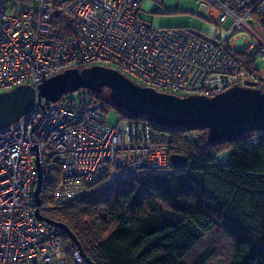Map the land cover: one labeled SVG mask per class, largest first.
I'll return each mask as SVG.
<instances>
[{
    "label": "built area",
    "instance_id": "obj_1",
    "mask_svg": "<svg viewBox=\"0 0 264 264\" xmlns=\"http://www.w3.org/2000/svg\"><path fill=\"white\" fill-rule=\"evenodd\" d=\"M162 1L0 0V92L92 64L175 95L212 96L235 84L264 88V66L256 65L264 62V0H201L202 15L215 24L208 34L151 26L142 16ZM241 29L251 38L236 47L233 33ZM93 93L78 88L55 101L35 99L0 128V264H86L62 223L34 210L46 217L51 205L85 194L94 183L169 169V135L145 120L126 121L124 128L108 124ZM54 165L53 203L37 206L38 170L41 193Z\"/></svg>",
    "mask_w": 264,
    "mask_h": 264
},
{
    "label": "trees",
    "instance_id": "obj_2",
    "mask_svg": "<svg viewBox=\"0 0 264 264\" xmlns=\"http://www.w3.org/2000/svg\"><path fill=\"white\" fill-rule=\"evenodd\" d=\"M259 19L264 22V13ZM103 90L93 101L105 113L114 105ZM117 109L120 119L148 121ZM148 122L169 135L168 155L185 156L182 168L168 159L165 171L140 169L102 180L51 205L46 217L66 225L94 264H264V132L254 131L262 133L256 141L245 138L248 132L211 144L203 129L165 130ZM221 149L228 150L223 162L216 158ZM58 175L54 165L42 185V203H53ZM220 231L231 244L228 262L210 241L191 254L206 235Z\"/></svg>",
    "mask_w": 264,
    "mask_h": 264
},
{
    "label": "water",
    "instance_id": "obj_3",
    "mask_svg": "<svg viewBox=\"0 0 264 264\" xmlns=\"http://www.w3.org/2000/svg\"><path fill=\"white\" fill-rule=\"evenodd\" d=\"M78 88H89L96 93L106 89L115 107L130 116L144 117L165 130L203 129L211 144L235 141L248 132H264V88L235 84L212 96L175 95L141 86L119 71L99 64L67 68L45 78L36 86L19 84L1 91L0 128L16 120L35 99L55 101L62 93ZM169 159L175 168H182L186 163L185 156L178 153L170 154ZM41 183L38 170L33 189L37 206L40 204ZM34 213L45 221L56 222L41 216L37 208ZM62 226L76 244L84 262L94 264L85 255L76 236L66 225Z\"/></svg>",
    "mask_w": 264,
    "mask_h": 264
},
{
    "label": "rangeland",
    "instance_id": "obj_4",
    "mask_svg": "<svg viewBox=\"0 0 264 264\" xmlns=\"http://www.w3.org/2000/svg\"><path fill=\"white\" fill-rule=\"evenodd\" d=\"M204 9L205 4L201 0H163L144 17L153 27L186 26L198 33L208 34L213 31L215 24L202 15ZM230 23L231 19L227 18L222 24L223 28H227ZM233 36L235 37L233 44L236 47L246 45L251 38L250 34L244 29L235 30ZM256 65L261 69L263 62L257 60ZM103 91L106 92V90ZM105 110V120L108 124L124 128L127 120L123 117L121 119L117 118V115H121L117 108L108 106ZM195 132L192 131L191 134L194 135ZM261 134V132H253L246 135L245 138L256 141ZM225 146L227 145H223V147ZM227 155L228 150L221 149L218 151L216 158L218 161L223 162ZM216 233L215 235H206L204 240L195 247L191 254L200 251V249L210 241L216 248L217 257L228 262L231 253V244L221 231Z\"/></svg>",
    "mask_w": 264,
    "mask_h": 264
}]
</instances>
